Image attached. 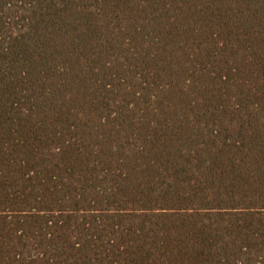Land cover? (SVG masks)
<instances>
[{"label": "trees", "instance_id": "trees-1", "mask_svg": "<svg viewBox=\"0 0 264 264\" xmlns=\"http://www.w3.org/2000/svg\"><path fill=\"white\" fill-rule=\"evenodd\" d=\"M0 264H264V0H0Z\"/></svg>", "mask_w": 264, "mask_h": 264}]
</instances>
